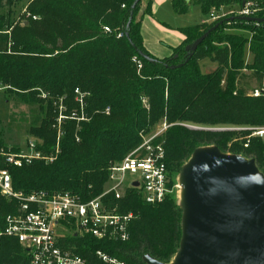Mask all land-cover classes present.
<instances>
[{"label":"trees","instance_id":"16d2710c","mask_svg":"<svg viewBox=\"0 0 264 264\" xmlns=\"http://www.w3.org/2000/svg\"><path fill=\"white\" fill-rule=\"evenodd\" d=\"M13 1L0 0V84L13 97L38 104L45 113L36 116L29 129L39 138L37 149L43 153L55 150L56 111L59 103L79 110L75 89L89 93L85 112L90 116L79 124L76 120L64 123L60 153L53 162L34 159L21 167L8 166L16 191H68L83 201L96 197L109 179L111 161H121L141 143L139 131L164 118L167 128L157 141L165 148L173 185L193 150L204 145L253 158L264 173L262 138L253 136L245 145L235 138L236 131L203 128L264 125V92L254 95L239 85L243 71L249 70L259 89L263 88L264 22L225 21L239 15L233 12L211 23L182 28V43L171 47L169 56L159 58L145 47L141 19H135L142 0L135 8V0H36L26 10L28 19L14 16ZM193 1L208 14L223 5L242 8L245 2L258 1L252 16L264 20V0ZM174 5L180 13L187 10L183 0H175ZM149 13L151 0L142 15ZM57 14L59 20H55ZM221 20L223 24L190 55L186 45ZM42 26L46 31L40 30ZM105 26L111 31H105ZM234 28H244L250 35L231 32ZM247 45L250 61L245 58ZM204 59L216 63V69L203 72L200 62ZM1 147L20 149L7 146L0 136ZM176 195L156 204L145 202L137 189L120 200L113 197L122 212L135 214L129 239H98L78 232L64 238L63 247L90 264H106L96 256L98 250L127 264H146V254L170 262L181 239L182 210ZM17 205L0 194V219ZM28 262L27 250L15 237H2L0 264Z\"/></svg>","mask_w":264,"mask_h":264},{"label":"built area","instance_id":"2783aa9c","mask_svg":"<svg viewBox=\"0 0 264 264\" xmlns=\"http://www.w3.org/2000/svg\"><path fill=\"white\" fill-rule=\"evenodd\" d=\"M238 14L252 16L250 3L245 2ZM209 15L213 21L219 18L215 10ZM104 29L111 31L107 26ZM121 35L122 33H119V36ZM135 61L140 68L141 63ZM4 89L5 86L0 84V91ZM263 92L264 80L263 88L256 89L253 94L260 95ZM75 93L80 110L72 112L68 117L85 119V98L89 93L78 88ZM66 117L61 111L60 123ZM252 131L253 136L264 140V125L252 127ZM157 138L156 135L143 141L121 161L111 165L109 185L101 194L86 201L68 191L55 194L42 190L24 193L13 188L8 166L21 167L25 162L29 163L34 159L53 162L59 152L58 142L55 150L50 153L38 150L37 142L34 141L27 144V150L20 147L14 151L1 147L0 194L14 199L18 205L15 211L0 219V243L4 236L15 237L27 250L28 264H90L85 257L64 248L63 239L78 232L90 234L98 239H129V226L135 214L132 211L122 212L118 201H113V197L120 200L129 190L137 189L145 202L156 204L180 190L178 183H171L165 148ZM128 174L132 177L128 178ZM96 256L106 264H127L101 250L96 252Z\"/></svg>","mask_w":264,"mask_h":264},{"label":"water","instance_id":"95a60500","mask_svg":"<svg viewBox=\"0 0 264 264\" xmlns=\"http://www.w3.org/2000/svg\"><path fill=\"white\" fill-rule=\"evenodd\" d=\"M235 19L264 22L244 15L225 21ZM223 22L186 45V51L192 55ZM177 180L182 210L179 248L167 263L146 254V264H264V173L253 158L223 152L216 145L200 146Z\"/></svg>","mask_w":264,"mask_h":264},{"label":"rangeland","instance_id":"374dc122","mask_svg":"<svg viewBox=\"0 0 264 264\" xmlns=\"http://www.w3.org/2000/svg\"><path fill=\"white\" fill-rule=\"evenodd\" d=\"M33 2H36V0H14L13 6L11 7L14 13V16L18 18L22 17L24 19H28L30 13H28V11L26 12V10L28 9L29 5L32 4ZM249 3L251 6V10L253 11V13H255L257 9L259 8L258 5L260 4V2L249 1ZM144 4L145 3L142 0L136 12V17H135L136 20H139L141 14L145 10L146 6H144ZM46 14H48L47 11H46ZM59 16L60 15L57 14V16H55L56 17L55 20H59ZM37 19H38V15H37ZM40 30L46 31L44 26H42ZM230 31L234 33L242 34L245 36L250 35L249 31L244 28H234V29H230ZM245 58L247 61H250L252 59V54H251V51L248 45L245 47ZM200 64L202 66V71L205 73L212 71L216 69L217 67V64L210 61L209 59L202 60ZM239 85L243 87L248 93H254L256 89H259V85L256 79L252 75V72H250L249 70L243 71V76L239 82ZM54 104L57 105L58 101H55ZM143 104L147 108H149V105L146 100L143 101ZM77 110L78 109H76V107L74 108L72 107L69 109L65 104L59 103L58 111H56L57 115L53 122L54 124L53 126L57 131L56 137H57L58 144L60 143L63 137V134H64L63 126L66 121L76 120L77 123L79 124L81 123V121H88L90 119L88 112H85L84 114L85 119L81 118V120H79V119H73L71 117H68V115H70L72 112L77 111ZM61 111L67 117L62 119V122L60 123L59 119H60ZM105 113L108 115L110 111H105ZM39 114L41 116L45 115L44 112L40 111L38 104L25 103L22 100L13 97L12 95H10L9 92L5 90L0 91V136L4 140V142L7 144V146L11 147L13 145L14 146L18 145L22 149L27 150L28 149L27 144H29L30 141L38 142L39 138L37 137V135H35L34 133L31 134L29 132V129L32 125L34 118L38 116ZM183 125L188 128H194V127L201 128L199 126H194L190 124H183ZM252 127H256V126L214 127V128H217L216 130H220V131L222 130L236 131L237 134L235 138L238 139V141L241 142L242 144L248 145L250 138L253 137ZM166 128H167V124H166L165 118L158 120L156 123L152 124L151 126L144 127L143 129L139 131L141 143H143V141L151 137H154L156 135L159 137L166 130ZM207 128H211V127H207ZM141 143L139 144V146L141 145ZM130 152H128L126 155H128ZM59 153H60V148L57 154ZM118 161L119 160L111 161L110 164L113 165ZM127 177L130 178L132 177V175L128 174ZM109 182L110 181L108 179L106 183L104 184V188L109 185ZM176 196H177V199H178L177 201L179 204V192L177 193Z\"/></svg>","mask_w":264,"mask_h":264},{"label":"crops","instance_id":"0c3cea01","mask_svg":"<svg viewBox=\"0 0 264 264\" xmlns=\"http://www.w3.org/2000/svg\"><path fill=\"white\" fill-rule=\"evenodd\" d=\"M187 3L185 12L175 9V0H151V13L140 16L141 31L145 47L159 58L171 54V47L178 46L184 40L180 29L211 23L213 20L205 13L201 4L193 0H183ZM150 0H144L146 6ZM221 17L233 12H239V4L223 5L219 9L212 8Z\"/></svg>","mask_w":264,"mask_h":264}]
</instances>
